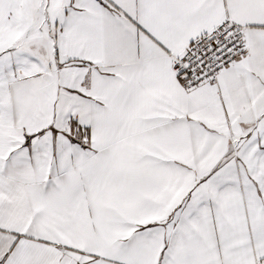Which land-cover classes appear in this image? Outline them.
Returning a JSON list of instances; mask_svg holds the SVG:
<instances>
[{
	"label": "snow or ice",
	"instance_id": "6c2138e0",
	"mask_svg": "<svg viewBox=\"0 0 264 264\" xmlns=\"http://www.w3.org/2000/svg\"><path fill=\"white\" fill-rule=\"evenodd\" d=\"M0 264H264V0H0Z\"/></svg>",
	"mask_w": 264,
	"mask_h": 264
}]
</instances>
